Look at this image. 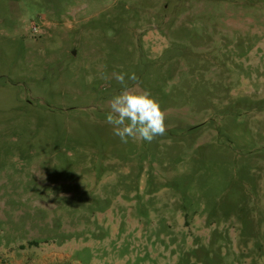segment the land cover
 Here are the masks:
<instances>
[{"label": "rangeland", "instance_id": "374dc122", "mask_svg": "<svg viewBox=\"0 0 264 264\" xmlns=\"http://www.w3.org/2000/svg\"><path fill=\"white\" fill-rule=\"evenodd\" d=\"M0 264H264V0H0Z\"/></svg>", "mask_w": 264, "mask_h": 264}, {"label": "clouds", "instance_id": "9594fccd", "mask_svg": "<svg viewBox=\"0 0 264 264\" xmlns=\"http://www.w3.org/2000/svg\"><path fill=\"white\" fill-rule=\"evenodd\" d=\"M113 75L123 88L110 100L106 113V123L112 127L113 134L125 144L129 139L151 143L156 137L163 136L167 130L166 111L159 101L148 90L128 86V81L138 79L134 72Z\"/></svg>", "mask_w": 264, "mask_h": 264}]
</instances>
